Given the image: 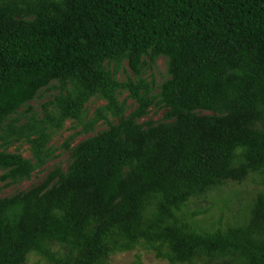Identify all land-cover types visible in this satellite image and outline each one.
<instances>
[{
	"label": "trees",
	"instance_id": "1",
	"mask_svg": "<svg viewBox=\"0 0 264 264\" xmlns=\"http://www.w3.org/2000/svg\"><path fill=\"white\" fill-rule=\"evenodd\" d=\"M63 1L62 16L41 9L30 22L0 8V127L53 78L69 85L57 121L94 93L113 116L117 89L138 105L76 144L66 173L0 198V264H110L137 249L168 264H264V0ZM148 50L167 59L166 112L141 125ZM125 53L136 83L117 84L102 63ZM0 169L16 180L33 166L0 153ZM253 177L261 189L241 222L201 230L185 214Z\"/></svg>",
	"mask_w": 264,
	"mask_h": 264
},
{
	"label": "rangeland",
	"instance_id": "2",
	"mask_svg": "<svg viewBox=\"0 0 264 264\" xmlns=\"http://www.w3.org/2000/svg\"><path fill=\"white\" fill-rule=\"evenodd\" d=\"M0 8L20 12L17 20H35L36 11L49 9L52 17L62 16L67 8L63 0H0ZM150 50L140 58L139 74L147 86L146 93L140 95L152 98L153 104L146 116L137 120L138 124H157L163 120L166 109L160 102L163 84L169 79L167 59L159 56L150 58ZM103 70L117 84L136 83L126 53L119 59L105 60ZM69 85L63 86L59 78L51 79L33 99L23 104L10 115L0 127V153L22 158L33 166L28 178L13 180L7 176L11 169H0V198L17 192L27 191L42 183L55 169L66 173L72 160L70 150L79 142L108 129L126 118L138 105L127 89H117L115 98L121 109L120 116L108 112L107 100L101 93H94L83 103L78 118L60 117L58 100L65 97ZM201 112L200 114H207ZM261 189L258 179L253 177L238 185L227 184L210 191L206 197L189 202L184 208L189 220L201 230L241 222L256 192ZM194 215V216H193ZM36 255H29L26 264H43ZM110 264H168L157 260L150 252L134 250L111 256ZM201 264V263H198Z\"/></svg>",
	"mask_w": 264,
	"mask_h": 264
}]
</instances>
